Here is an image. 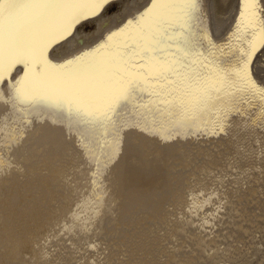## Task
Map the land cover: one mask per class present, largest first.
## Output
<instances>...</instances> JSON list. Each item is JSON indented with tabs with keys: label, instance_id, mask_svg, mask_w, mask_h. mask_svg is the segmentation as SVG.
<instances>
[{
	"label": "snow or ice",
	"instance_id": "1",
	"mask_svg": "<svg viewBox=\"0 0 264 264\" xmlns=\"http://www.w3.org/2000/svg\"><path fill=\"white\" fill-rule=\"evenodd\" d=\"M209 3L0 0V103L10 126L7 134L0 127V182L25 174L14 152L37 124L67 130L75 121L77 129L87 130L79 136L82 142L100 129L101 155L113 143L122 147V135L109 139L118 128L147 132L139 123H122L127 119L158 126L165 143L188 139L189 131L227 136L235 118L264 130V73L254 70L264 55V0H231L227 25L212 23ZM97 32L85 48L84 37ZM72 41L79 48L69 54ZM173 130L185 134H163ZM91 175L98 189L99 160ZM201 196L191 197L193 215L211 200ZM102 215L98 209L95 217L81 220L73 213L75 223L66 224L61 235L78 227L91 236ZM84 243L78 251L90 257L88 264L103 259L98 239Z\"/></svg>",
	"mask_w": 264,
	"mask_h": 264
},
{
	"label": "bare ground",
	"instance_id": "2",
	"mask_svg": "<svg viewBox=\"0 0 264 264\" xmlns=\"http://www.w3.org/2000/svg\"><path fill=\"white\" fill-rule=\"evenodd\" d=\"M229 2L230 0H210L208 10L214 25H227L230 21L232 11ZM99 35L100 33L97 32L87 40L95 39ZM87 40L85 48L88 46ZM75 43L76 41H72L67 45L69 54L74 53L78 49L77 44L75 45L76 48H73ZM258 60L259 62L256 64L254 70L258 74L264 73V55L259 56ZM7 114L4 105L0 103V127L3 128L5 134L10 131V126L5 121ZM48 119L52 118L48 117ZM122 123L133 125L139 123L141 126L147 128V132H142L138 128H132L127 131L119 128V133L115 132L109 139L115 142L122 135V147L113 143L110 147L103 150L102 155L100 149H98V153L95 151L97 146L96 141L102 139L100 137V129L91 134L89 139L84 140L81 143L82 146L68 142V129L37 124L34 128L28 130L29 139L25 142V146L14 152V156L24 164L25 174L13 175L11 179L5 180V184L0 186V188L3 187L0 189V195L6 194L8 189L12 190L19 185L21 186V184L24 187L16 188V191L25 189V185L29 184L30 164L32 161H39V150L45 142L49 143V152L52 157L60 156L63 153L61 151L62 148L65 150L66 146L67 152L69 151V158L73 160L77 159L76 161L79 159L81 164H85L88 170L86 173L89 172L91 174L99 158L110 161L114 167L111 170L105 167L100 168L98 189L94 185L88 186L78 200L71 204L63 203L53 211L37 206L36 202L30 198V194L28 195V190L22 195L18 194V192L11 193L6 204L0 202V217H7V213L14 207H5L11 206L15 199H20L23 203L20 210L14 211L10 224L2 227L6 246L0 250V264H30L29 256L32 253L29 251V244L37 242L41 238L40 232L46 227L43 219L49 221L48 225L58 227L57 223L62 208L64 210H72L73 213L79 215L81 220L87 219L89 216L95 217L98 209L103 210V215L96 221L97 225L100 219L107 217L105 219L106 223H104L105 230L101 231L99 239L102 245L103 259L96 258V264H183V262H192V259L186 258L183 255L188 251L196 255L200 247L198 240L195 237H191V230L188 226L182 227L180 232H172L173 224L180 223L182 217H188L187 210L182 208L181 201L175 198L172 201L170 210L165 209L166 199L153 197L149 194V190L146 189L150 183L154 182L158 174H162V169L164 171L165 168H168L167 163L169 164L170 159H175L176 155L181 152V147L178 145L182 142L189 143L190 156L193 161L210 158L221 162L223 166L229 169L237 167L241 171L240 175L249 173V170H259L260 165L264 171V130L245 127L246 121L241 118L232 120V126L227 136L209 138L204 134L196 135L192 131H189L187 132L188 139L180 138L169 143H165L159 138L162 133L158 126L153 127L150 124H145L143 121L138 122L135 119H127L122 121ZM72 126L80 133L87 131L83 128L77 129L75 121L72 122ZM65 127H67V124H65ZM19 129L20 132L25 131L23 125H19ZM75 130L73 137H79L80 133ZM20 132L17 134L19 135ZM163 134L183 137L185 133L183 130H173ZM68 145L70 146L68 147ZM86 148L93 150L95 158H89L93 152L87 151ZM117 151L119 152L118 156ZM258 161H260V164ZM130 163L131 168L129 169L127 165ZM178 178L177 175L173 176V179ZM235 178L229 177L224 181L215 179L212 185L217 187L224 186L226 189L231 190L229 192L232 195H235L238 193L237 186L245 187L244 184H240L241 182L243 183L242 176L237 179V185L234 184ZM231 181L233 182L230 183ZM145 195L147 199H142V196ZM97 196L101 198L99 201L96 199ZM121 198H124V201L119 206L118 203ZM116 207L119 208V213H117L118 217L113 219L108 213ZM138 208H148L151 210V214L136 215ZM205 208L199 211L196 210L197 214L189 216V221L186 224H192V220L198 223L203 217L205 219L210 217L206 215V211L204 212ZM199 214L201 215L199 216ZM210 214L212 217L213 214ZM72 220L75 223L73 216H69L68 225L73 224ZM138 220L140 221L137 224ZM186 233L190 235L188 238L185 235ZM67 236L68 241L71 240L73 244L79 247H82L84 242L89 238V236L83 235L78 227L73 234H67ZM244 241H242V244L246 243ZM204 245H208V242ZM253 246L254 244H249L248 249L244 248L247 251V255L253 253ZM72 249L74 248L71 247V251ZM221 249L215 252V257H218L220 253L225 254L228 252L225 248L224 250ZM212 254L210 255L211 257L213 256ZM256 255L257 257L249 264H264V246L258 248ZM59 257H53L46 264H57L58 261L56 260ZM86 264H88V260ZM213 264L215 263L213 262Z\"/></svg>",
	"mask_w": 264,
	"mask_h": 264
},
{
	"label": "rangeland",
	"instance_id": "3",
	"mask_svg": "<svg viewBox=\"0 0 264 264\" xmlns=\"http://www.w3.org/2000/svg\"><path fill=\"white\" fill-rule=\"evenodd\" d=\"M89 37H91V35L85 36L84 38L87 40ZM76 44L77 43L74 44L73 48H76V46L79 48V45ZM43 115L48 116L47 113H43ZM60 122L67 124L64 120ZM73 127L74 126L68 129V142L76 143L78 144L77 146H82V141L79 137H73L75 130ZM116 132L119 133V128ZM69 146L70 145H68V147ZM178 146L181 147V152L176 155L175 159H170L169 164L167 163L168 168H165L164 171L162 169V174H158L154 182L150 183L146 189L149 190V194L153 197L166 199L167 203L164 205L165 209L170 210L172 201L175 198L179 199L182 208L187 210L188 217H182L180 223L173 224L172 232H180L182 227L188 226L191 230V237H195L198 240V245L200 244V247L196 255L192 252L190 253V251L184 254L183 256L193 261L188 263L183 262V264H213V262L215 264H249L253 262L257 257L256 252H258V248L264 246V171L261 165L259 170H249V173L240 175L241 171L238 170L237 167L229 169L223 166L221 162H217L210 158H207L208 160L203 159L199 161L194 159L195 161H193L190 156L191 150L189 149L188 142H182ZM65 148V150L62 148L61 151L63 153L60 154V156L52 157L49 152V143L45 142L39 150V161L35 160L30 164L29 184L25 185V189H21L22 192L16 191V188L24 187L22 184L12 190L8 189L6 194L3 193L0 195V202L6 204L11 193L14 194V192H18V194L22 195L26 190H28V195L30 194V198L36 202L37 206L41 208L44 207L49 211H53L63 203L71 204L78 200L86 187L93 186V177L89 172L86 173L88 170L85 164H81L79 159L76 161L77 159L73 160L69 158V151L67 152L66 146ZM98 149L99 148L96 146V153H98ZM69 160L71 161L68 162ZM97 162L92 172L96 171ZM68 163L70 164L68 165ZM258 163L260 164V161H258ZM102 167L111 170L114 166L110 161L99 158V170ZM127 167L130 169L131 163L128 164ZM174 175H177L179 178L173 179ZM98 176L96 177V184L100 182L98 181ZM240 176L243 177V183L241 182L240 184H244L245 187L237 186L238 193L235 195H232V193L229 192L231 190L226 189L224 186L217 187L212 185L215 179L224 181L229 177H236L234 179V184L237 185V179ZM232 182L233 181L230 183ZM3 184H5V181L0 182V186ZM201 192L204 193V196L199 197L201 200L211 197L210 202L204 206V208L206 207L204 212L206 211V215L210 217L206 219L203 217V221L199 220L198 223L192 220V224H186V222L189 221V216H194L192 212L189 211L191 207V197L198 196ZM142 199H147V196H142ZM123 201L124 198H121L118 205L121 206ZM22 205L23 203L20 199H15L11 206L5 207H14L7 213V217H0V250L6 246L2 227H6V225L10 224L14 211L20 210ZM118 210L119 208L116 207L113 211L108 213L109 216L116 219L118 217L117 213H119ZM197 210L199 211L201 209ZM210 213L213 214L212 217ZM140 214H151V210L148 208H138L136 215ZM200 215L201 214H199V216ZM59 216L60 218L57 223L58 227H55V225H48L49 221L43 219L46 227L44 226V230L42 229L40 232L41 238L39 241L29 244V251L32 253L29 256L30 264H46L53 257L58 256H60V259L58 258L56 260L58 261L57 264H80L81 260L86 264L87 260L90 259L89 256H85L78 251L84 248L85 243L82 247L76 246L77 248L71 251V246L67 240V233L63 236L61 235V233L64 232L65 224H69V216H73V211L69 209L64 210L62 208V212ZM106 218L107 217H103L98 221L93 233L87 240L100 239L101 233L105 230L104 223H106ZM205 220H208L209 224L206 225L204 223ZM139 221L140 220L137 221V224ZM72 223H74L73 220ZM185 235H187V238L190 236L189 233ZM244 240L246 243L242 244ZM211 241L212 244L214 241L216 244L214 242L212 245ZM207 242L209 246L204 245L207 244ZM249 244H254L253 253L247 255L245 249L249 248ZM208 247L209 249H207ZM224 248L228 250L227 253H220L218 257L214 256L215 252L220 249L224 250ZM45 253H48L47 259L45 258ZM210 253L213 255L212 257Z\"/></svg>",
	"mask_w": 264,
	"mask_h": 264
}]
</instances>
